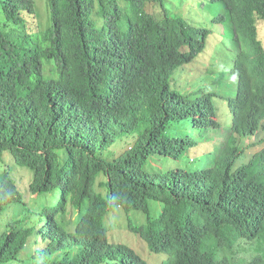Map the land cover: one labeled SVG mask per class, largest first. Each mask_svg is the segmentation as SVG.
<instances>
[{
  "label": "trees",
  "instance_id": "trees-1",
  "mask_svg": "<svg viewBox=\"0 0 264 264\" xmlns=\"http://www.w3.org/2000/svg\"><path fill=\"white\" fill-rule=\"evenodd\" d=\"M47 2L35 36L33 0H0V157L32 172L29 195L54 197L33 207L0 174V264H264V148L236 162L264 130V0H202L198 24L166 0ZM227 31L208 74L235 88L223 129L219 97L177 77ZM114 213L158 262L109 241Z\"/></svg>",
  "mask_w": 264,
  "mask_h": 264
},
{
  "label": "rangeland",
  "instance_id": "rangeland-1",
  "mask_svg": "<svg viewBox=\"0 0 264 264\" xmlns=\"http://www.w3.org/2000/svg\"><path fill=\"white\" fill-rule=\"evenodd\" d=\"M34 4V13L31 15H25L24 20V33L39 35L44 30H46L50 26V14H49V5L47 0H33ZM204 4L202 0H166V6L173 14L183 15L185 18L190 20L193 23H203L209 19L208 15H201L202 8L199 7ZM148 10L152 12L155 16H160L161 9L158 5L148 6ZM204 17V18H203ZM6 19L4 13L0 9V21H4ZM12 26L7 28L10 32H13ZM21 29V28H20ZM213 33L215 34V30L218 31V28H211ZM18 32L21 33V30L18 29ZM220 43L217 41L208 42V46L206 51L199 57L197 61L192 63L191 65L182 69L179 73L180 75L177 77V84L181 87V91L184 94H192L198 95L203 94L204 92H214L219 98L232 99L235 93V88H225L221 84H218L215 81L214 73L212 75L210 72L214 71L213 62L217 61L220 58V54L223 58H227L230 53L226 50L229 42L228 38H232L231 33L227 31L226 34H221ZM228 52V54L225 52ZM223 52V53H222ZM45 75L47 77H54V65L52 63L45 64ZM233 93L232 97H225ZM216 100V104L218 106L220 99ZM220 122L222 124L223 129L229 127L230 119L225 112L222 110L220 113ZM211 139H213L216 134L215 132L209 134ZM264 133H261L260 138L256 137L254 140H246L244 142L245 148L248 150V154H253L255 151H260L264 144L260 142V139L263 137ZM254 138V137H252ZM255 143L254 146L248 148V146ZM194 160L193 165L197 168H205L208 166V161L206 156H199V161L196 162ZM191 161L189 160V164ZM240 163V161H239ZM170 166H172L170 164ZM182 166V162L179 164ZM8 171L13 179L15 180L19 190L24 194V198L26 202H28L31 206L35 207V204L43 205L45 203H50L52 195H48L45 197H38L37 195H29L27 192L28 185L32 179V172L26 168H21L15 165L14 159L11 155L4 153L0 157V174L2 172ZM45 198V199H43ZM152 215H156L160 208L157 205L151 203ZM75 217V214H74ZM130 217L133 219L135 224H141L143 221V217L141 214L131 213ZM108 222L110 225V230L108 233V239L112 243H120L125 244L131 247L134 251H136L140 256L144 257L146 260L150 262H158V259H154L149 254L150 252L147 250L146 244L140 239L138 235L133 234L126 225V216L124 213H114L108 216ZM1 225V223H0Z\"/></svg>",
  "mask_w": 264,
  "mask_h": 264
},
{
  "label": "clouds",
  "instance_id": "clouds-1",
  "mask_svg": "<svg viewBox=\"0 0 264 264\" xmlns=\"http://www.w3.org/2000/svg\"><path fill=\"white\" fill-rule=\"evenodd\" d=\"M217 100V99H216ZM234 100H235V97L234 98H232V99H225V100H220V102H219V104H218V107H217V109H216V119L220 122V113H222V110H225V112L227 113V115H228V117H229V119L230 120H232L233 119V103H234ZM221 123V122H220ZM258 133H260L259 134V136H253L254 138H252V137H250V139L251 140H254L256 137H258V138H260V135H261V133H264V130L261 132V130H259V132ZM219 134V136H221L223 139H225V137H226V135L225 134H220V133H218ZM250 139H248V140H250ZM245 142V141H244ZM260 142H262L263 144H264V138L262 137L261 139H260ZM255 145V143H252V145H250V146H248V148H251L252 146H254ZM243 146L245 147V145H244V143H243ZM263 148H264V146H263ZM262 148V149H263ZM259 151V150H258ZM246 152V156H247V160H243V159H238L236 162H238L239 163V161H240V163H242V164H246V163H248V161L251 159V157L253 156V154L255 153V152H257V151H255L253 154H248V150H246L245 151ZM209 153L210 152H208V153H206V150L204 151V155H200V156H206V158H207V161H208V157H209ZM241 164V165H242ZM240 166V165H239ZM209 167V161H208V166L207 167H205L204 169H206V168H208ZM196 169H200V168H196ZM201 169H203V168H201ZM200 169V170H201Z\"/></svg>",
  "mask_w": 264,
  "mask_h": 264
}]
</instances>
